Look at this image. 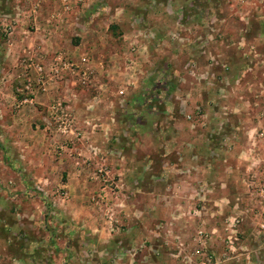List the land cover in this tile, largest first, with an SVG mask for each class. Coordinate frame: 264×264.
Returning <instances> with one entry per match:
<instances>
[{"label":"rangeland","instance_id":"obj_1","mask_svg":"<svg viewBox=\"0 0 264 264\" xmlns=\"http://www.w3.org/2000/svg\"><path fill=\"white\" fill-rule=\"evenodd\" d=\"M113 1L108 17L114 18L111 23L114 40L107 44L113 42L112 47L116 45L113 54L124 57L104 64L110 73L97 82L100 92L108 98L106 111L101 113L102 119L107 122L112 116L113 127L108 129L107 124L102 142L90 140V137L82 139L83 133L88 131L86 129L80 130L79 137H73L75 140L64 136L68 140L66 152L54 153L56 157L61 154L71 160L76 172L84 173L85 170L88 173L85 181L92 189L84 194L72 191L69 167L63 165L50 180L46 176L32 180L26 178L29 189L15 190L18 183L17 176L12 174L18 171L15 146L9 139L0 140V244L2 248L1 242L4 241L9 246L6 251L0 248V264H21L10 253V246L15 243L10 240H20L22 236L27 239L29 233L38 232L30 226L26 229L23 223L25 220L31 222V214L37 212L43 220L50 222L46 223L47 231L58 233L61 230L56 220L71 217V214L77 216L82 207H86L84 216L87 215L96 227L102 226V230L111 236L140 232L144 226L140 227L138 220L147 219L150 233L165 235V248L173 247L174 240L175 245H179L178 251L182 255L178 256V262L182 264H225L226 258H229L228 264H264V251L258 250L254 237L253 241L241 242L233 238L238 226L245 231L264 234L255 220L256 213L260 217V206L264 201L261 191L250 184L249 193L242 194L244 199L233 193L224 194L223 201H228L232 208L228 214L221 209L222 194L216 191L220 190L218 186L214 187L213 195L218 200L217 205L206 208L198 199L196 209L191 210L187 205L179 209L178 170L182 166L188 180L191 169L187 161L177 158L188 150L192 153L208 151L206 142L210 141V136L215 139L220 131L215 127L232 124L231 117L240 115L233 113L239 110L237 107L244 108L248 117L253 115L252 106L258 107L262 113L258 114L262 115L261 118L264 116V0ZM17 3L15 0H0V20L4 19L3 6L10 8L11 15L5 23L8 26L16 27L15 20L20 24L23 23L21 20L28 21L22 12L18 13L20 18L16 17ZM121 7L124 10L118 13L116 10ZM12 13L16 14L15 17H11ZM28 26L31 32V26ZM6 31L0 33V43L13 39L12 29L9 31L6 27ZM25 49V55H29L28 47ZM5 53L12 57L14 51L8 48L0 56ZM57 54L41 62L49 67ZM95 82L94 74L87 87L63 84L70 88L67 94L72 96L68 99L73 111L76 100L73 94L81 89H96ZM26 90L22 98L33 104L31 100L36 90L30 91L29 86ZM92 112L93 109L89 115ZM49 117L56 130V124L51 115ZM75 117L83 125L89 120H80L78 115ZM210 126L214 128L213 132L206 131ZM87 127L95 125L91 123ZM2 135H6L3 129L0 130ZM255 138L264 141V130L255 134ZM193 142L198 143L195 149ZM216 149L218 146L214 145L213 152ZM48 156L50 158V152ZM195 163L203 165L204 162L198 160ZM104 170L108 173H100ZM229 174L227 180L232 186L234 178L232 173ZM262 174L264 178V170ZM73 177L75 183L81 178L78 175ZM199 196L202 198L204 193L200 192ZM185 198L182 196V200ZM211 215L218 220L227 215L230 218V236L224 242L226 251L216 242V238H220L216 237L218 234L211 233L213 230L209 231L208 224L203 222ZM175 222L181 223L180 232ZM215 227L221 233L222 228ZM179 233L185 235V245L180 241L181 235L177 238ZM190 234L191 240L188 239ZM238 243L249 246L243 250L246 255L239 256L236 251ZM153 246H148L150 264L155 260L150 258L155 255L156 247ZM85 248L94 251L88 256L94 260L95 246L89 244ZM117 258L108 257L105 262L123 261L120 256ZM170 258L167 257L166 264H170ZM132 263L135 264V259Z\"/></svg>","mask_w":264,"mask_h":264},{"label":"crops","instance_id":"obj_2","mask_svg":"<svg viewBox=\"0 0 264 264\" xmlns=\"http://www.w3.org/2000/svg\"><path fill=\"white\" fill-rule=\"evenodd\" d=\"M32 1L39 6L36 15L31 18L28 10L24 8L21 15L27 18L28 21L25 22L26 19L21 20L23 23L20 24L18 20H15L16 27L5 24L8 20L7 17L11 15L8 12L10 8H5L8 5L3 6L2 9L4 19L0 20V33L5 32L7 27L9 31L12 29L13 32L10 33L14 34V36L11 41L0 43V50H3L0 55L7 52L8 48L14 53L11 54L12 57L8 53V55L5 53L2 57L0 56V114L2 113L3 115L2 117L0 116V130H5V136H7H0V140L9 139L15 146L16 161H18L16 165L18 171L12 172L18 179L15 190L24 191L29 189L26 186V178L32 180L36 179V177L46 176L50 180L53 177V173L58 174L62 170V166L67 165L70 170L68 177L72 176L69 186L72 187V191L84 194L92 189L85 181L88 173L85 170H83L84 173L81 171L76 172L71 160L61 157V154L59 157L55 156L54 153L57 151L58 153L66 152L67 147L65 144H68V140L56 132L49 117L50 114L47 112V108L54 98H61L65 95L72 99V96L67 94L70 88L51 82L48 86V93H38L36 85L31 82L29 84L30 80L36 79V72L32 68L29 69L28 66L30 60L46 59L47 61L56 53L67 55L75 63H79L83 57H89L92 60L96 80L95 86L97 87L96 89L78 90L76 95L73 94L76 98L73 106L76 113L75 116L78 115V119L85 120L88 118L95 125L93 128L87 127L82 123L79 125L82 131L88 130L85 134L83 133L82 139H85V137L89 139L90 137V140L94 139L102 142L107 124L109 125L108 129L112 128L114 118L109 116L107 122L102 119L101 113L106 111V100L108 98H106L105 93L100 92L97 82L100 77L104 76L105 78L106 73H110V71L105 70L104 64H110L112 61L115 62L124 57L121 54H113L116 47V45L112 47L113 42L107 44L111 39L114 40L111 26L114 18L113 16L112 18L108 17L111 15L113 7L111 2L114 1ZM123 10L121 7L116 11L121 13L120 11ZM15 15L12 13L11 17H15ZM28 25L31 26V32L27 29ZM26 36L27 40H25ZM26 46L30 51L29 55H25ZM28 86H33V89L36 90L31 100L33 104L26 102V99L22 98V93L25 92ZM91 109H93V112L89 115ZM237 109L239 110L233 113L240 115L234 114L231 117L232 124L215 127V129L220 131L215 139H211L212 137L210 136V141L206 142L208 151L192 153L193 151L189 152L188 150V153H185L184 156L180 155V157H177L179 161H181L180 158L187 161L191 169L188 180L184 176L185 169H182L181 166V169L178 170L180 173V179L178 180L180 187L179 209L186 207V205L191 210L196 209L198 199L203 201V205L206 208L217 205L218 200H215L216 198L213 195L214 187L218 186L220 190L217 189L216 191L222 194L221 209L228 214V210L232 208L228 206V201H223L225 195L233 193L236 197L244 199L245 195L242 194L249 193L250 184L256 187L258 191L264 189V178L262 177V171L264 170V141L259 140L260 138H255V134H258L262 129L264 130V116L261 118L262 113L258 107L252 106L253 115L249 117L245 115L244 108L237 107ZM259 112L261 114H258ZM95 128L96 131L94 132ZM213 129L210 126L206 128V131L213 132ZM89 130H91L90 135ZM71 138L75 140V138ZM180 142H182L181 139ZM193 144H195L193 147L195 149L198 143L193 142ZM214 145L218 146V149L215 150L216 153L213 152ZM48 152L51 153L50 158ZM198 160L203 161V165L195 163ZM229 173H232V178H234L235 184L232 186L227 180L230 177ZM77 175L81 178L75 183V177L73 176ZM200 192L204 193L202 198L198 197ZM182 196L186 198L182 200ZM229 196L232 197L231 195ZM183 203H186L185 206ZM85 208L82 207L80 209V214L76 213L78 217L71 214V217L56 220V222H59L61 230L58 233L47 231L46 223L50 222L43 220L37 212H34L29 218L31 222L25 220L23 223L26 229L30 226L34 231L38 232L29 233L31 235L27 236V239L22 236L20 240H10L12 243L15 242L10 246L11 255L16 256L15 258L21 264H134L132 263L134 259L135 264H150L151 261L149 262L148 255L150 247L148 246L154 245L156 247V250H154L155 255L150 256V258L155 259L154 261H157V263L152 260V264H166L165 262H168L166 261L167 257H171L170 264H182V262H178V256L182 255L178 251L180 250L179 245H175L174 240L173 247L165 248L163 245L166 239L165 235L150 233L147 219L141 218L138 220L140 221V227L144 226V229L140 228V232H127L111 236L102 230V226L96 227L87 215L86 217L84 216L83 210ZM234 209L236 208L234 207ZM238 210L239 208H237ZM227 216H223L218 220L211 215L205 217L203 221L208 224L209 231L213 230L211 233L218 234L216 237L220 238H216V242L223 245V251H226L225 248L227 246H224V242L230 236V228H228L230 218ZM176 224L180 232L181 223L177 222ZM215 225H219L222 228L221 233H218ZM42 227L43 230L41 229ZM223 229L226 230L225 233ZM181 234L179 233L177 238H180ZM192 234L188 235V239L191 240L193 238L191 237ZM253 237L258 242V250L263 249L264 251V234L245 231L244 228L242 229L241 226H238L237 235L233 236L239 242L253 241ZM181 240L184 242L185 235H181ZM19 242L23 243L20 244ZM185 242L183 243L184 245L186 244ZM1 243L3 245L1 248L0 244V248L6 251L9 247L6 244L7 242L2 241ZM89 244H93L97 249L94 260L88 259L87 254L84 252L85 247ZM236 246L239 256L241 254L246 255L243 252L249 247L246 243H238ZM194 249L196 250L197 247ZM117 256H120L123 261L119 259L118 262L114 260L105 262V258L109 257L111 259V257H114L118 259ZM228 260L229 258H226L225 264H228Z\"/></svg>","mask_w":264,"mask_h":264},{"label":"built area","instance_id":"obj_3","mask_svg":"<svg viewBox=\"0 0 264 264\" xmlns=\"http://www.w3.org/2000/svg\"><path fill=\"white\" fill-rule=\"evenodd\" d=\"M15 1L21 3V5L17 3L16 14L23 12L25 8L28 10L31 18L36 15L39 6L36 3H33L32 0ZM29 63V69L32 68L36 72V79L30 80V82L36 85L37 91L43 93L48 92V86L51 82L60 85L73 84V86L76 87H87L94 79L93 63L89 57H83L79 63H75L71 61L67 55L57 54L51 60L49 67H47L48 65H45L43 62H41V59L37 61L30 60ZM70 77L73 79L70 80ZM29 89L32 91L33 86L29 87ZM71 106V100H69L68 97L63 96L59 99L53 100L49 106V113L53 123L56 124L57 133L67 137H79L81 130L79 127L80 123L76 120ZM84 123L87 126L91 125L89 120H86ZM104 172L105 174L108 173L107 170H104L100 173ZM261 194L264 200V189L261 191ZM65 195L67 196V194ZM260 207L262 208L260 211V217L255 211V220L258 221L260 230L264 232V201ZM236 223H239L238 219L236 220ZM93 252V250H85L87 256H92Z\"/></svg>","mask_w":264,"mask_h":264}]
</instances>
